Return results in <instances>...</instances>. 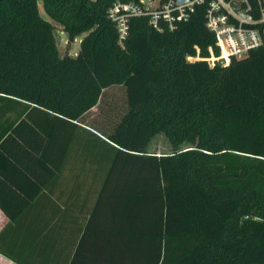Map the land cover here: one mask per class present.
Instances as JSON below:
<instances>
[{
	"label": "trees",
	"instance_id": "1",
	"mask_svg": "<svg viewBox=\"0 0 264 264\" xmlns=\"http://www.w3.org/2000/svg\"><path fill=\"white\" fill-rule=\"evenodd\" d=\"M39 1L0 0V175L41 177L88 127L90 146L108 145L95 130L119 147L85 229L103 248L89 264H264V197L250 168L220 165L264 163V46L227 67L190 63L215 47L203 8L175 32L135 18L122 44L107 15L116 0H41L69 45L84 35L79 54L62 57ZM116 87L126 112L103 123L93 111ZM161 133L172 151L158 155L148 145Z\"/></svg>",
	"mask_w": 264,
	"mask_h": 264
},
{
	"label": "crops",
	"instance_id": "2",
	"mask_svg": "<svg viewBox=\"0 0 264 264\" xmlns=\"http://www.w3.org/2000/svg\"><path fill=\"white\" fill-rule=\"evenodd\" d=\"M87 129L78 131L61 163L47 164L38 170L43 175L48 173V179L43 175L31 177L26 172L9 179L0 175V200L13 202L9 207L19 214L16 221H11L0 209V264H70L83 235L85 240L76 264L98 263L102 258L98 236L85 233V229L119 147L95 130L91 131L108 145L98 141L90 146ZM55 168L59 170L51 175L49 172ZM116 179L111 177V186ZM24 200L30 203L22 207ZM98 221L97 213L91 222L97 226ZM6 253L18 263L7 258Z\"/></svg>",
	"mask_w": 264,
	"mask_h": 264
},
{
	"label": "built area",
	"instance_id": "3",
	"mask_svg": "<svg viewBox=\"0 0 264 264\" xmlns=\"http://www.w3.org/2000/svg\"><path fill=\"white\" fill-rule=\"evenodd\" d=\"M200 8L215 38V47L209 48L207 58L197 48V55L188 56V62L206 61L212 67L223 62L222 66L227 67L264 46V0H116L107 15L123 44L135 18H148L149 25L158 32H175L189 23Z\"/></svg>",
	"mask_w": 264,
	"mask_h": 264
},
{
	"label": "rangeland",
	"instance_id": "4",
	"mask_svg": "<svg viewBox=\"0 0 264 264\" xmlns=\"http://www.w3.org/2000/svg\"><path fill=\"white\" fill-rule=\"evenodd\" d=\"M39 9L42 17L51 22L52 24L57 26L58 33L62 36V45L59 47L60 54L62 57H64L66 54H69L72 57H76L79 54L81 41L84 38L83 36L78 37L74 43L71 45L68 44L69 42V36L68 34L63 30L62 26L58 25L45 11L43 1H39ZM126 93L125 89L123 88H114L112 89L103 99V103L100 107V109H95L93 111V115L97 114L99 115V120L103 123H110L111 120L115 119L116 122H119L123 116V114L126 112ZM117 114V116H116ZM103 116V117H102ZM106 117H109L110 120H107ZM118 118V120H116ZM148 150L152 151V153L162 155L167 154L172 151L171 145L165 136V134H159L155 138L151 140V142L148 145ZM222 166H246L247 168H250L249 176L252 179V181L255 183L256 187L258 188L260 194L262 197H264V163L258 162L254 159H241L237 158L235 156L228 157L220 162ZM254 167H260L262 168V172L252 169ZM232 174L231 172L228 173V175ZM229 183L234 184V181L228 180Z\"/></svg>",
	"mask_w": 264,
	"mask_h": 264
},
{
	"label": "water",
	"instance_id": "5",
	"mask_svg": "<svg viewBox=\"0 0 264 264\" xmlns=\"http://www.w3.org/2000/svg\"><path fill=\"white\" fill-rule=\"evenodd\" d=\"M234 6L237 9V11L240 10L239 7L236 4ZM54 36L56 38L58 47H60L62 45V36L58 33L57 30L54 31ZM219 65L222 66L223 62H219Z\"/></svg>",
	"mask_w": 264,
	"mask_h": 264
}]
</instances>
